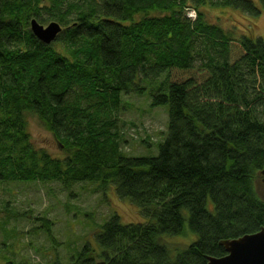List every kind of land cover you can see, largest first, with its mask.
Returning a JSON list of instances; mask_svg holds the SVG:
<instances>
[{
    "label": "trees",
    "instance_id": "16d2710c",
    "mask_svg": "<svg viewBox=\"0 0 264 264\" xmlns=\"http://www.w3.org/2000/svg\"><path fill=\"white\" fill-rule=\"evenodd\" d=\"M228 9L255 17L264 0H0V184H109L144 218L109 216L63 264H207L264 227V38L207 19ZM32 19L62 30L43 44ZM147 89L166 134L127 157L121 97ZM29 118L62 156L31 144Z\"/></svg>",
    "mask_w": 264,
    "mask_h": 264
},
{
    "label": "rangeland",
    "instance_id": "374dc122",
    "mask_svg": "<svg viewBox=\"0 0 264 264\" xmlns=\"http://www.w3.org/2000/svg\"><path fill=\"white\" fill-rule=\"evenodd\" d=\"M252 1L258 4V0ZM228 10L221 13L209 10L207 19L218 21L237 35L264 38L263 13L249 17ZM149 92L147 89L141 95L131 93L121 97L116 129L121 137L119 150L127 157L155 154L157 144L165 137L166 108L150 107ZM27 123L31 144L54 157L62 156L59 144L37 119L29 118ZM255 185L258 196L264 198L262 179ZM113 214L119 217L121 224L144 221L138 209L128 200L118 198L109 184L103 189L86 183L68 187L58 182L2 183L0 264H53L55 260L63 264L72 254L71 248L85 242L94 245L92 235L96 226ZM42 219L52 223L47 234L53 240L40 228ZM190 238L187 235L172 241L186 243Z\"/></svg>",
    "mask_w": 264,
    "mask_h": 264
},
{
    "label": "water",
    "instance_id": "95a60500",
    "mask_svg": "<svg viewBox=\"0 0 264 264\" xmlns=\"http://www.w3.org/2000/svg\"><path fill=\"white\" fill-rule=\"evenodd\" d=\"M29 28L32 35L45 44L51 43L61 30L55 22L43 26L34 19L30 21ZM260 174L264 183V171ZM220 245L225 255L219 258L208 257L207 264H264V227L253 234L223 240Z\"/></svg>",
    "mask_w": 264,
    "mask_h": 264
},
{
    "label": "bare ground",
    "instance_id": "6f19581e",
    "mask_svg": "<svg viewBox=\"0 0 264 264\" xmlns=\"http://www.w3.org/2000/svg\"><path fill=\"white\" fill-rule=\"evenodd\" d=\"M190 14H192L190 17L188 16V18H190V19H193V16H194V13H190ZM61 30H62V28H61ZM60 30V31H61ZM36 38V37H35ZM37 39V38H36ZM40 41V40H39ZM41 42V41H40ZM43 43V42H42ZM43 44H45V43H43Z\"/></svg>",
    "mask_w": 264,
    "mask_h": 264
},
{
    "label": "built area",
    "instance_id": "2783aa9c",
    "mask_svg": "<svg viewBox=\"0 0 264 264\" xmlns=\"http://www.w3.org/2000/svg\"><path fill=\"white\" fill-rule=\"evenodd\" d=\"M190 13H193V12H191V11H190V12H188L187 16H189V17H190V16L192 15V14H190ZM193 17H194V16H193Z\"/></svg>",
    "mask_w": 264,
    "mask_h": 264
}]
</instances>
